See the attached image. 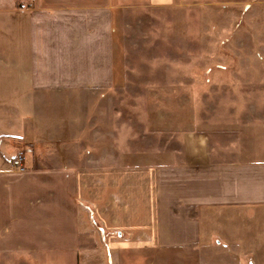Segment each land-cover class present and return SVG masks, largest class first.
I'll return each instance as SVG.
<instances>
[{"label": "crops", "instance_id": "crops-1", "mask_svg": "<svg viewBox=\"0 0 264 264\" xmlns=\"http://www.w3.org/2000/svg\"><path fill=\"white\" fill-rule=\"evenodd\" d=\"M178 1L0 0V264H264L263 111L224 132L182 131L161 166L125 167L120 147L104 158V100L89 132L93 100L73 99L114 88L119 6ZM254 69L239 71L264 75Z\"/></svg>", "mask_w": 264, "mask_h": 264}, {"label": "rangeland", "instance_id": "rangeland-1", "mask_svg": "<svg viewBox=\"0 0 264 264\" xmlns=\"http://www.w3.org/2000/svg\"><path fill=\"white\" fill-rule=\"evenodd\" d=\"M253 1L260 0L119 6L112 28L114 88L72 92L73 99L86 94L93 100L86 119L89 132L95 130V110L104 100L102 126L109 138L103 139V149L110 164L112 158L116 162L110 151L120 147V166L158 167L175 154L182 131L224 132L242 121H254V111L264 114V108H256L258 95L264 102V90L253 87L264 75L239 71L264 69V58L255 61L257 46L263 47L264 55V7L244 6ZM255 20L261 22H256L263 41L259 44L248 39L257 29ZM91 222L101 230L96 217Z\"/></svg>", "mask_w": 264, "mask_h": 264}, {"label": "built area", "instance_id": "built-area-1", "mask_svg": "<svg viewBox=\"0 0 264 264\" xmlns=\"http://www.w3.org/2000/svg\"><path fill=\"white\" fill-rule=\"evenodd\" d=\"M23 162H24V157L22 155H17L13 158L12 165L16 170L21 172L23 171Z\"/></svg>", "mask_w": 264, "mask_h": 264}]
</instances>
